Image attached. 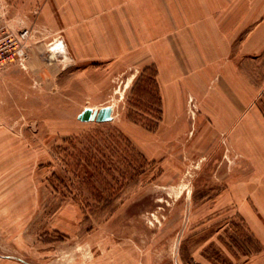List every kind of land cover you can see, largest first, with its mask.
<instances>
[{
    "label": "rangeland",
    "instance_id": "1",
    "mask_svg": "<svg viewBox=\"0 0 264 264\" xmlns=\"http://www.w3.org/2000/svg\"><path fill=\"white\" fill-rule=\"evenodd\" d=\"M231 1L0 0V264H264V47L189 87L175 40Z\"/></svg>",
    "mask_w": 264,
    "mask_h": 264
},
{
    "label": "crops",
    "instance_id": "2",
    "mask_svg": "<svg viewBox=\"0 0 264 264\" xmlns=\"http://www.w3.org/2000/svg\"><path fill=\"white\" fill-rule=\"evenodd\" d=\"M238 1H240V3L233 4L231 3L232 1L230 2L231 4L227 3L224 9H218L217 5L214 6V4H211L209 9L207 8L205 10L206 18L200 22L196 21L198 23L184 25L186 20L181 18V35L178 34L175 40L178 42L177 44H181V79L183 78L182 70L184 68L188 72L191 71L190 75L184 78L186 79L185 81L188 83L189 87H194L196 84L194 82L197 80V76L196 74H193V71L195 73L199 72L200 77L198 76V79L200 78L201 80L206 81L209 74L214 73V66L212 65L217 63L216 60L223 58L230 53L232 54L235 46L237 49L241 50L242 59H244V56L249 55L251 46L259 48L264 47V42L260 45L258 44L261 42L260 40H262L264 35V17L259 16V19V17H257L258 14H251V8L248 0ZM115 14L116 12L114 15ZM115 21L118 22L122 20L115 18ZM131 21L132 23L130 25L132 26L130 31L132 32L133 30V32L137 33L138 20L134 18ZM116 25L121 26L120 24ZM107 29H110L108 33H117L122 31V29L118 30L115 28ZM148 32L150 31L146 28L145 33ZM145 38L144 42H147L151 36L149 35L148 37L146 34ZM108 40L113 42L114 49L117 48V39L115 36L109 37ZM129 40L131 41L130 43H132L133 40L136 43L138 37L135 36L134 39L133 37H130ZM254 42L257 44H254ZM238 61L239 59L235 62L233 57L230 62L233 66H235V64H238ZM194 65L200 66V69H194ZM247 86L249 87V84H247ZM191 90L198 91L197 88H193ZM244 109L243 104L242 111ZM246 128L250 129L251 127L248 124Z\"/></svg>",
    "mask_w": 264,
    "mask_h": 264
},
{
    "label": "built area",
    "instance_id": "3",
    "mask_svg": "<svg viewBox=\"0 0 264 264\" xmlns=\"http://www.w3.org/2000/svg\"><path fill=\"white\" fill-rule=\"evenodd\" d=\"M29 32L22 29L17 32L0 21V69L14 62H23L28 57Z\"/></svg>",
    "mask_w": 264,
    "mask_h": 264
},
{
    "label": "water",
    "instance_id": "4",
    "mask_svg": "<svg viewBox=\"0 0 264 264\" xmlns=\"http://www.w3.org/2000/svg\"><path fill=\"white\" fill-rule=\"evenodd\" d=\"M113 106L111 104L104 105L99 108L87 106L83 108L78 114L77 118L81 121H97L104 122L113 118Z\"/></svg>",
    "mask_w": 264,
    "mask_h": 264
},
{
    "label": "bare ground",
    "instance_id": "5",
    "mask_svg": "<svg viewBox=\"0 0 264 264\" xmlns=\"http://www.w3.org/2000/svg\"><path fill=\"white\" fill-rule=\"evenodd\" d=\"M56 42H57V41H56ZM56 42L52 43V44H55V46H51V47H50L51 49L54 50V48L60 46V42H59V43H56ZM53 50L51 51V53H50V55H49L50 58H52V57L54 56V51H53ZM54 58H55V57H54ZM112 106H113V105H112ZM93 108H95V107H93Z\"/></svg>",
    "mask_w": 264,
    "mask_h": 264
}]
</instances>
